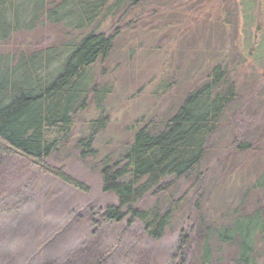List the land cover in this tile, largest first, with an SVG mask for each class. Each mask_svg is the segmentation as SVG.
I'll list each match as a JSON object with an SVG mask.
<instances>
[{
    "label": "rangeland",
    "instance_id": "rangeland-1",
    "mask_svg": "<svg viewBox=\"0 0 264 264\" xmlns=\"http://www.w3.org/2000/svg\"><path fill=\"white\" fill-rule=\"evenodd\" d=\"M61 1L54 0V5ZM142 4L101 27L113 37L111 52L92 70L110 91L103 113L89 102L75 116L65 144L46 161L63 168L89 192L74 190L17 159L3 160L0 264H51L71 250H92V244L103 252L101 264H233L234 248L212 236L206 241L207 262L201 259L207 230L226 227L233 218L256 210L264 212V0ZM83 34L42 21L0 42V58L15 63L35 52L62 48ZM218 65L234 85L236 101L208 140L198 169L166 181L164 193L137 205L145 210L156 206L161 213L171 209L162 238H147L139 223L99 226L98 212L116 204L112 195L101 193L100 163L117 161L141 127L150 124V132L159 131ZM99 116L106 118V125L94 137L95 155L82 159L74 146ZM254 251L255 264H264V235Z\"/></svg>",
    "mask_w": 264,
    "mask_h": 264
},
{
    "label": "trees",
    "instance_id": "trees-1",
    "mask_svg": "<svg viewBox=\"0 0 264 264\" xmlns=\"http://www.w3.org/2000/svg\"><path fill=\"white\" fill-rule=\"evenodd\" d=\"M143 1L63 0L54 5V0H0V42L42 21L84 32L62 48L35 52L15 63L0 58V168L5 158L17 159L74 190L89 192L63 168L50 167L46 161L65 144L75 116L85 111L89 102L103 113L110 91L96 81L92 70L111 52L113 37L101 27L108 19L128 16ZM64 7L68 9L65 15L61 12ZM235 101V88L227 82L226 71L214 66L159 131L150 132V124L136 130L117 161L100 163L101 193L112 195L116 204L98 212V225L139 223L147 238L160 240L170 223L171 209L161 213L156 206L145 210L137 205L147 196L164 193L166 181H178L196 172L208 140ZM105 125L106 118L101 116L88 123L87 135L74 146L80 158L95 155L93 140ZM207 231L201 257L205 263L209 257L206 241L212 236L234 248L233 264H255L254 246L264 235V212L235 217L226 227ZM102 259L103 252L92 244V250H71L51 264H101Z\"/></svg>",
    "mask_w": 264,
    "mask_h": 264
}]
</instances>
